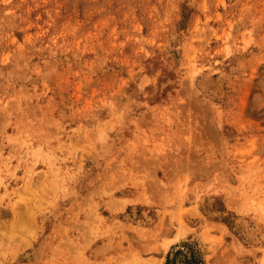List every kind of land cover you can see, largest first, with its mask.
Listing matches in <instances>:
<instances>
[{
	"label": "rangeland",
	"instance_id": "374dc122",
	"mask_svg": "<svg viewBox=\"0 0 264 264\" xmlns=\"http://www.w3.org/2000/svg\"><path fill=\"white\" fill-rule=\"evenodd\" d=\"M0 264H264V0H0Z\"/></svg>",
	"mask_w": 264,
	"mask_h": 264
},
{
	"label": "bare ground",
	"instance_id": "6f19581e",
	"mask_svg": "<svg viewBox=\"0 0 264 264\" xmlns=\"http://www.w3.org/2000/svg\"><path fill=\"white\" fill-rule=\"evenodd\" d=\"M34 253H35V251H34ZM27 255H28V253H27ZM32 255H33V254H32ZM29 256H30V255H29ZM33 256H34V255H33ZM33 256H32V257H33ZM26 258H27V257H26ZM28 258H29V257H28Z\"/></svg>",
	"mask_w": 264,
	"mask_h": 264
}]
</instances>
